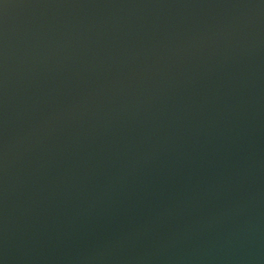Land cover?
<instances>
[{
    "label": "water",
    "instance_id": "95a60500",
    "mask_svg": "<svg viewBox=\"0 0 264 264\" xmlns=\"http://www.w3.org/2000/svg\"><path fill=\"white\" fill-rule=\"evenodd\" d=\"M0 264H264V0H0Z\"/></svg>",
    "mask_w": 264,
    "mask_h": 264
}]
</instances>
